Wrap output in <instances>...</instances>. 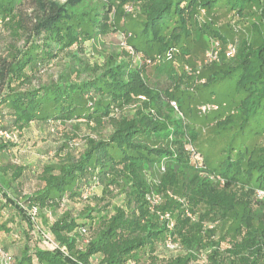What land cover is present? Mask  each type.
<instances>
[{
  "label": "trees",
  "instance_id": "trees-1",
  "mask_svg": "<svg viewBox=\"0 0 264 264\" xmlns=\"http://www.w3.org/2000/svg\"><path fill=\"white\" fill-rule=\"evenodd\" d=\"M219 1L0 0V31L7 23L13 26L8 43L0 46V129L19 132L18 142L0 139V154L16 153L20 130L35 122L70 123L74 129L79 125L72 120L84 119L109 129L104 136H86L81 149L65 144L71 151L58 150L57 159L42 165L41 186L32 193L21 192L16 185L24 174L22 165L0 166V218H7L11 208L14 218L25 223L24 245L17 254L0 236V246L12 255V264H264V197L256 193L264 189V0H225L237 19L255 16L250 36L233 41L234 57L225 55L231 42H225V33L199 16L202 11L213 13ZM125 5H134L141 28L122 45V52H106L102 36L113 30L108 12L114 8L113 18L119 20ZM193 26L199 35H214L220 42L219 60L205 63L203 54L198 74L191 66L193 74L178 75L176 63L170 62L174 55L156 67V75L167 72L174 86L162 89L148 84L141 68L133 67V55L177 47L185 53ZM17 39L23 41L21 46ZM184 60L190 61L185 56ZM51 62H59L56 74ZM193 76L207 87L234 80L228 85L234 103L214 96L208 102L217 103L218 109L204 114L216 113L212 119H217L218 133L233 130L224 132L232 137L217 162L209 155L201 157L195 127H188L169 100H163L164 96L174 99L178 110L191 112L180 80ZM241 135L246 137L240 145ZM254 135L261 142L244 141ZM215 170L224 183L216 191ZM198 180L212 190L211 198H198L193 191ZM100 186L102 193L97 194ZM235 189L248 193L239 196ZM152 193L161 197L155 206L147 199ZM115 197L121 200L115 202ZM78 204L75 214L73 207ZM186 204L197 220L186 216ZM32 206L38 208L41 227L67 248L68 255L35 238L27 213ZM59 207L63 211L54 218ZM157 210L173 212L172 231ZM209 219L220 222V231L205 225ZM7 221H0V232L20 238ZM168 233L180 244L179 251L162 247ZM29 238L36 240L32 250Z\"/></svg>",
  "mask_w": 264,
  "mask_h": 264
},
{
  "label": "rangeland",
  "instance_id": "rangeland-1",
  "mask_svg": "<svg viewBox=\"0 0 264 264\" xmlns=\"http://www.w3.org/2000/svg\"><path fill=\"white\" fill-rule=\"evenodd\" d=\"M63 1V0H62ZM218 7L215 8L214 14L213 13H207L201 12V15H199L203 21H213L217 28L220 29L219 32L225 33L227 36V40L225 42L231 41L233 42L236 39H239V37L243 35H249L250 36V24L254 21V17L248 18V19H237L238 17H235L233 15V12L228 10V5H226L225 0H221L218 2ZM126 6V5H125ZM134 6V5H133ZM113 8V7H112ZM108 20L109 24H111V27L113 30L110 32V34L102 36L103 41L101 42V45L105 48L106 52H109L111 50H117L119 52L121 51V47L124 43H127V40H130L133 35H135L141 28L140 23H138V16L133 11H129L126 9L123 16L118 20L114 19L115 16V10L114 8L111 9L110 12H108ZM137 16V17H136ZM238 20V21H237ZM235 28V29H234ZM236 29H238V32H236ZM13 30L12 22L7 23L5 26H3L2 31H0V46H4L8 43L10 36H12L11 32ZM192 34L189 36L188 41L185 43L186 51L185 53L182 52V50L177 48H171L169 51L168 60H171L175 56L174 61H170L171 63H176V73L179 74H186L185 65L189 64L192 67H195L197 69L201 68V62L203 61V54L207 46L211 43L212 40H215L214 35L205 34L204 36L199 35V31L197 30L196 26L191 27ZM214 38V39H213ZM219 38V37H218ZM221 41H223L221 38H219ZM18 43L19 46L23 44V41H20L19 39L16 40V44ZM145 54V51H143ZM168 52L159 53L158 51L150 52V54L146 53L145 56L142 55H133L132 57V64L133 67L141 68L146 81L148 84H151L152 86L158 87V88H167V87H173L174 81L169 80L167 77V72L164 74L159 73V75H156V67L161 63L165 62L166 56L165 54ZM101 56V55H100ZM184 56L187 57L190 61L186 62L184 60ZM177 57V59H176ZM183 58V59H182ZM51 64H53L51 62ZM51 67V72L53 74H56L59 67V62L53 65H49ZM43 74L47 75V71H45ZM187 75V74H186ZM194 78L188 79V78H181L180 84L181 89L184 90L187 95V98H189V105L191 107V112H186L185 109H179L175 112L178 117L183 119L185 123H188V127L194 126L195 130L198 133V140H197V150H199L201 157L205 158V156H208V159L217 162L219 160V156L221 153V148L225 146L232 137V134L224 133V132H232V131H221V133H218V129L216 127V121L217 119H212L213 114L210 115H204L199 113V106L203 104L204 102L211 101V99H214V96L217 97V100L219 98H223L224 101L230 103H234V100L232 98V88L229 87V83L231 85H234V80H224L221 81L220 84H216L214 86H203L202 84H198L202 82L198 76H193ZM177 82H179V79H176ZM176 90V89H175ZM174 91V90H173ZM176 90L175 92H177ZM185 95V97H186ZM145 99V96L143 97ZM163 100L166 102L169 100V103L174 107L172 104V101L174 99H169L167 97H163ZM134 106V104L127 106L131 107ZM126 107V108H127ZM181 110V111H180ZM177 117V118H178ZM78 123L79 127H76L74 129L71 128L70 123L67 125L61 124V126H58L57 121H54L52 125L45 126L43 123H33L30 127H26L23 130H20L22 133L20 134V147L15 152L11 153H1L0 154V166L8 165L10 163L22 165L24 167V174L21 177V180L16 181V185H18V190L20 189L21 192L24 191L26 193H32L36 189H38L41 186V182L39 180V174L42 169V165L46 161L55 160L58 157L56 156V153L61 151L69 152L71 151V148L66 146L69 142L71 147L76 146L79 147L78 149H81L83 145L86 143V136H104L108 132L107 127L102 126H95L93 123L87 124L84 122V119H80L78 121L72 120V123ZM71 123V124H72ZM190 125V126H189ZM242 137L240 136L237 138V142L241 145L242 141H239ZM252 137L250 140L244 139V141H248L250 143L257 140L258 142H261V138L259 140V137L257 135L249 136ZM248 137V138H249ZM76 140L78 141V145H73L72 141ZM85 140V141H84ZM66 144V145H65ZM259 144V143H258ZM65 145V146H63ZM74 149V148H72ZM74 151V150H73ZM235 153V152H234ZM206 156V157H207ZM7 167V166H6ZM11 172V170H8V175ZM213 172V171H212ZM214 176H217L218 172L217 170L214 171ZM207 178L208 176L205 175ZM209 178V177H208ZM216 179L212 180L214 184H216L217 187L214 191L219 190L218 188L222 187L224 183H221L218 181L219 176L215 177ZM18 182V184H17ZM203 183H206L204 180L196 183L195 187L193 186V191L196 192L198 198H201L202 200L206 198H211L210 193L212 190L207 188ZM15 185V184H14ZM244 189L245 186H243ZM17 191V190H16ZM255 191V189H253ZM250 192V194H254ZM97 194L102 193V186L98 187L96 189ZM235 192L239 196L247 195L248 192L235 189ZM19 193V192H18ZM121 200V197H115L113 201L119 202ZM81 204L75 205L74 213L77 214L80 210ZM10 212H8V217L5 216L0 218V221L7 220V226L13 228L14 232L17 231L20 235V238H14L12 232H0V236L7 238L6 240H9L10 244V250L12 253L17 254L20 252V250L23 248L24 241L23 238L25 237V234L21 231L24 229L25 232V223L24 220H21L20 218L15 219L14 216L15 210L8 208ZM63 211V208H57L55 213L52 214L54 218L59 216L61 212ZM194 212V211H193ZM217 212V211H216ZM46 211L42 213V218L45 216ZM41 218V219H42ZM45 219V218H44ZM42 219V220H44ZM198 217L196 216V220ZM43 222V221H42ZM44 223V222H43ZM205 225L209 228L215 229L217 232L220 231V222L218 220L209 219L205 221ZM45 227V224H44ZM216 235V237H218ZM22 237V239H21ZM14 239V240H13ZM33 239V238H32ZM31 238L27 239L31 250L33 249L34 245L36 244V240H32ZM225 242V241H224ZM224 243L223 245H225ZM163 253H165L163 251ZM96 263V262H95Z\"/></svg>",
  "mask_w": 264,
  "mask_h": 264
},
{
  "label": "built area",
  "instance_id": "built-area-1",
  "mask_svg": "<svg viewBox=\"0 0 264 264\" xmlns=\"http://www.w3.org/2000/svg\"><path fill=\"white\" fill-rule=\"evenodd\" d=\"M126 9H128L129 11H133V6L132 5H128L126 6ZM127 48L130 50L131 53H133V49L131 46H127ZM222 50V46L220 44V42L218 40H212L209 47L205 50L204 52V62L205 63H212L215 61H218L220 58V52ZM237 51V44L235 42H229L226 45V49H225V55L227 57H234ZM169 56V52L167 53V59ZM185 70L188 73L193 74L194 71L191 68L190 65L186 64L185 65ZM200 69H197L195 71L196 74L199 73ZM172 104L174 105V108L176 110H178V105L175 101H172ZM219 105L217 103H212V102H205L203 104H201L198 108L199 112L202 114H205L211 110H216L218 109ZM179 111V110H178ZM0 139H2L5 143H15L19 141V132L17 130H3L0 129ZM73 145H78V141L73 140L72 141ZM257 196L260 198L264 197V189H258L257 190ZM160 196L156 195V194H147V199L151 202V204L153 206L157 205L160 202ZM27 213L28 216L30 217L31 221L34 224V234H35V238L39 239L41 241V243L43 244V246H45L46 248L49 249H57L60 250L61 252L65 253L66 255H68V250L65 246H60L58 244V242L56 241L55 237L53 236V234L41 227V225L38 222V208L36 206H32L29 207V209H27ZM152 210H155V208H153ZM157 214L160 218L161 221H163L166 226L168 227L169 231H172L176 225V220L174 217V214L172 211H159L157 210ZM184 213L186 214V216H188L190 219L192 220H196V215L195 213L187 206H185L184 208ZM80 231L83 234L87 233V229L86 227H82L80 228ZM85 242H87V238L85 239ZM162 247L164 249H166L167 251L170 252H177L181 249L180 244L175 241L172 237V235L170 233H168L165 238L162 240ZM0 264H12V255L4 250L1 246H0ZM134 264V263H131Z\"/></svg>",
  "mask_w": 264,
  "mask_h": 264
}]
</instances>
